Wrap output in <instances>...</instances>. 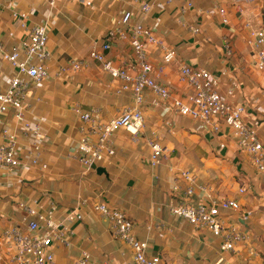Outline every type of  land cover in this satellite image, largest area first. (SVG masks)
I'll list each match as a JSON object with an SVG mask.
<instances>
[{"label": "crops", "instance_id": "obj_1", "mask_svg": "<svg viewBox=\"0 0 264 264\" xmlns=\"http://www.w3.org/2000/svg\"><path fill=\"white\" fill-rule=\"evenodd\" d=\"M1 39L7 46L27 37L31 29H48V78L33 85L26 95L25 116L41 124L35 134L14 119L4 116L5 125L16 134L20 165L14 172L0 171V255L6 250L2 235L6 228L20 226L28 216L22 205L44 213L57 205L63 218L80 203L83 220L64 222L67 244L52 247L54 264H73L89 253L95 264H124L133 261L131 247L114 235L111 223L94 211L95 203H106L125 211L134 223L136 236L149 244L148 254L160 255L164 264H264V175L253 166L248 152L233 131L222 124L214 133L190 117L175 112L171 103L154 106L155 96L146 92L143 107L145 128L138 135L119 130L112 136L116 155L97 169L87 171L76 151L80 139V107L94 118L107 122L134 103L132 92L118 93L120 82L113 80L101 65L89 61V53L100 49L109 29L126 11L134 20L154 29L166 44L176 49L175 63L164 68L162 51L149 48L153 77L166 85L175 97H185L188 89L180 82L179 67L186 63L208 70L218 81L219 92L233 104L246 108L245 121L255 125L264 145V72L255 67L248 47V26L264 30V0L236 8L231 0H191L167 5L156 0H56L50 7L40 0H1ZM148 1L151 11L143 14ZM227 9L230 25H223L214 7ZM25 15V18H22ZM15 34L14 38L8 36ZM115 67L135 73L137 62L131 46L116 41L108 54ZM86 61L80 71L73 61ZM16 70L0 57V92L6 90ZM26 80L27 77H22ZM236 81L234 95L227 97ZM156 138L170 150L158 167L149 165L148 140ZM34 144L42 150L47 170L34 167L30 153ZM183 170L196 179L195 204L213 198L237 200L253 212L239 222L247 240L236 252H222L220 240L205 229H197L170 212L181 199L172 187ZM244 187L245 194L238 190Z\"/></svg>", "mask_w": 264, "mask_h": 264}, {"label": "built area", "instance_id": "obj_2", "mask_svg": "<svg viewBox=\"0 0 264 264\" xmlns=\"http://www.w3.org/2000/svg\"><path fill=\"white\" fill-rule=\"evenodd\" d=\"M50 7L56 6V0H40ZM122 3L123 0H113ZM170 5L177 0H156ZM185 9H192L191 0H182ZM257 0H231L236 8L252 5ZM4 5L0 0V12ZM143 14H148L151 7L148 1L141 5ZM214 12L220 17L223 25H230L228 11L223 6L214 7ZM25 18V15H22ZM249 33L246 38L248 47L255 56V67L264 72V30L248 26ZM8 36L14 38L15 34L9 32ZM116 41L127 42L137 62L135 73H129L124 68L115 67L108 59ZM48 29L45 25H38L31 29L27 37L17 43L7 46L1 39L0 29V57L8 62L15 70L16 75L9 81L5 91L0 92V171L14 172L20 165L18 157V139L4 122V116L13 112L14 119L26 131L39 134L41 124L28 120L25 116L26 95L33 85H40L48 78L47 62L50 59L48 50ZM162 51L164 68L175 63L176 49L161 39L154 29L135 21L134 15L126 11L106 33L100 49L89 53L88 60L99 63L102 69L109 73L113 80L119 81L118 93L132 92L134 103L122 110L115 118L103 122L90 113L75 107L74 112L82 123L77 143V153L80 162L87 171L96 170L101 164L109 161L116 155L112 136L119 130L138 136L145 128L143 107L146 92L155 96L154 106L162 103H171L175 112L190 117L208 126L214 133L221 130L222 124L229 127L240 140L242 146L250 155L255 169L264 175V145L262 144L258 129L245 121L246 108L243 105L233 104L224 100L219 92L218 81L206 69L195 68L183 63L179 67L180 82L186 85L188 93L185 97L173 96L168 86L161 84L153 77V67L149 60V48ZM86 66V61H73L70 68L80 71ZM22 77H27L24 80ZM238 83L234 81L227 97L234 95ZM149 165L158 167L169 157L170 150L163 146L156 138L149 139ZM34 167L47 170L48 165L42 160V150L39 144H34L30 153ZM196 179L192 171L183 170L172 187L175 194L182 193L179 202L170 207V212L177 218H182L197 229H205L220 240L222 252H236L239 243L247 240V235L240 228L238 221L246 222L252 218L253 212L245 209L237 200L231 198L217 199L209 196L205 201L195 204ZM239 194H245L247 189L241 187ZM80 203L75 209L58 219L57 205H52L44 213H35L27 206L22 209L27 212L24 223L20 226H11L4 230L2 242L6 250L0 255V264H54L55 256L52 251L54 243L67 244L64 232L67 227L64 222L76 223L83 220ZM94 211L108 220L114 235L128 244L133 250V261L124 264H164L160 255L148 254L149 244L140 240L134 231V223L129 215L106 203H95ZM230 218L238 220L231 222ZM73 264H95L89 253H84Z\"/></svg>", "mask_w": 264, "mask_h": 264}, {"label": "water", "instance_id": "obj_3", "mask_svg": "<svg viewBox=\"0 0 264 264\" xmlns=\"http://www.w3.org/2000/svg\"><path fill=\"white\" fill-rule=\"evenodd\" d=\"M97 173H98L99 175L103 174V173H104V169H103V168H98V169H97Z\"/></svg>", "mask_w": 264, "mask_h": 264}]
</instances>
